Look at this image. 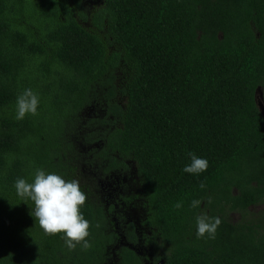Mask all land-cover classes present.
<instances>
[{
	"label": "trees",
	"instance_id": "obj_1",
	"mask_svg": "<svg viewBox=\"0 0 264 264\" xmlns=\"http://www.w3.org/2000/svg\"><path fill=\"white\" fill-rule=\"evenodd\" d=\"M84 3L0 0V264H264V0ZM37 170L80 182L90 247L31 215Z\"/></svg>",
	"mask_w": 264,
	"mask_h": 264
},
{
	"label": "clouds",
	"instance_id": "obj_2",
	"mask_svg": "<svg viewBox=\"0 0 264 264\" xmlns=\"http://www.w3.org/2000/svg\"><path fill=\"white\" fill-rule=\"evenodd\" d=\"M17 120L26 115L37 114L39 97L32 89H26L17 98ZM190 165L184 168L185 172L199 174L207 170L209 164L204 158L189 153ZM17 194L30 199L34 203L31 215L46 234L55 235L63 233L65 243L69 249H75L77 244L83 243L84 248L90 247L86 240L89 236L90 222L85 219L80 209L87 200L78 180H66L58 174L46 173L37 170L34 181L17 179L15 183ZM201 188L204 184L201 183ZM199 200L192 201V207H199ZM177 204L176 207H180ZM222 221L219 217L200 215L197 217V237L202 238L208 234L215 238L218 227Z\"/></svg>",
	"mask_w": 264,
	"mask_h": 264
},
{
	"label": "rangeland",
	"instance_id": "obj_3",
	"mask_svg": "<svg viewBox=\"0 0 264 264\" xmlns=\"http://www.w3.org/2000/svg\"><path fill=\"white\" fill-rule=\"evenodd\" d=\"M95 1L96 0H84V4H85V6L86 7H91V6H93V4L95 3ZM256 99H257V102H258V106H259V108H260V110L262 111V113L264 114V101H263V93H262V91H259L258 92V94H257V96H256ZM106 190V189H105ZM106 193H108V190H106ZM107 197L109 198V200H111V198H110V196H108V194H107ZM139 199V198H138ZM138 199H135L134 201H133V207L135 206V205H137L140 201L138 200ZM112 202H114L113 200H111ZM131 217H132V219L134 218V220H139V217H138V210L137 209H133L131 212ZM134 214H136L135 216H134ZM138 249L140 250V251H143L144 250V248L142 247V246H138ZM149 249V247H146V250H144V252L145 251H147ZM143 252V256L145 255V253ZM142 256V257H143ZM114 258V257H113ZM146 258V257H145ZM143 261H145V259H143ZM162 263V260H160L159 262H157L156 264H161ZM144 264H146V263H144Z\"/></svg>",
	"mask_w": 264,
	"mask_h": 264
}]
</instances>
